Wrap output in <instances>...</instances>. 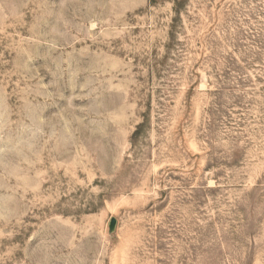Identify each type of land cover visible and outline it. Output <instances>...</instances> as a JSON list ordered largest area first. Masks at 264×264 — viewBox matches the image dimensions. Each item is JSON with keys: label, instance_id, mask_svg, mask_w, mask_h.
Returning <instances> with one entry per match:
<instances>
[{"label": "rangeland", "instance_id": "374dc122", "mask_svg": "<svg viewBox=\"0 0 264 264\" xmlns=\"http://www.w3.org/2000/svg\"><path fill=\"white\" fill-rule=\"evenodd\" d=\"M0 264H264V0H0Z\"/></svg>", "mask_w": 264, "mask_h": 264}, {"label": "water", "instance_id": "95a60500", "mask_svg": "<svg viewBox=\"0 0 264 264\" xmlns=\"http://www.w3.org/2000/svg\"><path fill=\"white\" fill-rule=\"evenodd\" d=\"M116 223V219L114 217H111L110 218V221H109V229H113L114 225Z\"/></svg>", "mask_w": 264, "mask_h": 264}]
</instances>
